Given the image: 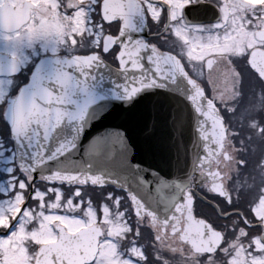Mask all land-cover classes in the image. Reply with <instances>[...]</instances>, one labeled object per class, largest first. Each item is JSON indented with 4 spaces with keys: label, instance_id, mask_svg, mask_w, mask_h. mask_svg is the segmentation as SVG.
I'll return each instance as SVG.
<instances>
[{
    "label": "flooded vegetation",
    "instance_id": "flooded-vegetation-1",
    "mask_svg": "<svg viewBox=\"0 0 264 264\" xmlns=\"http://www.w3.org/2000/svg\"><path fill=\"white\" fill-rule=\"evenodd\" d=\"M103 1L0 0V52L16 58L19 67L16 73L1 76L11 82L8 96H14L27 82L36 63L43 58L96 53L118 65L119 46L104 51V41L106 35L119 34L121 22L104 20ZM141 1L146 7L148 27L147 36L143 35L142 40L160 51L176 55L224 118L223 149L207 166L196 168L184 189L185 197L192 202L194 215L222 231L224 238L219 249L212 254H201L183 241L181 233L186 218L181 208L161 219L147 212L136 213L129 193L112 185L101 188L92 183L40 180L35 183L30 197L28 190L12 211L0 207V239H7L0 248V263L11 240L20 239L29 264H34L40 247L58 240L60 228L76 233L94 225L102 229V233L98 236L95 258L85 264H96L103 253L110 252L105 241L111 219L122 226L115 249L131 257L134 264H215L217 255L231 254L229 244L235 245L240 239L245 248L251 246L252 237H257L259 245L264 246V213H257L256 206L264 197V183L262 179L258 194L252 179L258 166L264 171V79L250 66L248 59L253 49H264V39L256 36V30L264 29V25L255 28L250 39V19L245 12L252 1L197 0L208 3L203 14L214 18L209 21H187L186 2L164 0L169 4L168 9L152 0ZM195 12V15L201 14V10ZM233 21L243 23L237 29L240 35L235 42L229 41L215 50L206 49L204 54L195 55L190 46L198 42V37L202 41L209 35L221 33L229 29ZM253 94L258 101L251 115L247 106ZM16 172L24 178L21 170ZM15 178L17 187L18 176ZM10 185H5L8 189L2 192L0 205L16 203L8 202L18 189L13 187L10 193ZM211 202L229 215L220 216ZM40 207L51 215L43 230L48 236L42 239L39 238L41 224L35 217Z\"/></svg>",
    "mask_w": 264,
    "mask_h": 264
},
{
    "label": "water",
    "instance_id": "water-1",
    "mask_svg": "<svg viewBox=\"0 0 264 264\" xmlns=\"http://www.w3.org/2000/svg\"><path fill=\"white\" fill-rule=\"evenodd\" d=\"M198 3L201 14L189 8L186 19L212 20L202 14L207 3ZM102 14L106 22H121L119 34L104 41V51L119 45L118 65L96 53L43 58L7 99L3 116L17 162L31 174L28 197L37 180L112 185L130 194L138 214L164 219L181 208L183 241L198 253L212 254L223 233L194 215L184 189L196 168L223 149L224 119L175 55L142 40L147 18L140 0H104ZM1 21L0 16L2 29ZM263 33L257 31V37ZM17 61L0 53V76L16 73ZM249 63L264 79V50L254 49ZM133 89L138 90L134 106L126 102ZM113 131L126 135L125 170L100 166L87 153L96 137ZM211 203L220 215H229ZM60 230L57 241L40 247L35 264H85L95 258L102 229Z\"/></svg>",
    "mask_w": 264,
    "mask_h": 264
},
{
    "label": "rangeland",
    "instance_id": "rangeland-1",
    "mask_svg": "<svg viewBox=\"0 0 264 264\" xmlns=\"http://www.w3.org/2000/svg\"><path fill=\"white\" fill-rule=\"evenodd\" d=\"M176 1L179 4H183L187 2V0H176ZM251 1L252 2H249L248 11L245 12V13L248 12L247 15L250 19L248 23V35L250 36V39H251V34L253 35V30H255V28H258L259 25L260 26L264 25V0H251ZM243 9L244 8H242V12L244 11ZM231 19L234 20L233 16L231 17ZM254 22L256 23L254 24ZM241 24L243 23L238 22L236 24L235 21H233L229 29L224 30L223 32L213 36L209 35L207 36V38L205 37L204 39H202V41H200L198 37L196 40L198 42L192 44L190 47L194 50L196 56H200L205 53L203 51H205L206 49L215 50L219 48V45L222 47L224 43H228L229 41L235 42L237 40V36L240 35V31H237V29H239ZM231 45H236V44H231ZM1 48H2V44H0V50ZM192 55L194 56L193 53ZM9 83H11L9 80L0 77V102L5 100L10 92ZM257 101H258L257 96L253 94L247 106V110L250 112L251 115L257 109ZM251 130L254 132V129ZM13 155L14 153L11 151L8 144L0 136V191H1L0 195L2 196V192L8 189V187L5 186L6 184H11L10 185L11 189L9 190L10 193L13 187L15 189L18 188L14 196L11 199L9 198L10 201H8V202H12L11 200H13L16 203L0 205L1 208L8 207L10 211H12L15 207H17L18 204L21 202V200L25 197L26 179L28 178V175L25 172H23L25 179L22 178L20 174H17L15 170L16 165L14 162ZM256 169L257 170L254 171V177L252 176V179L255 183L254 190L259 194L261 193L260 186L262 179L264 183V171H262V168L260 166H258ZM13 173L18 176L17 187L16 185H14L17 179L15 178V175H13ZM1 196H0V201L3 200ZM46 197H48L47 194ZM256 206H258L257 213L263 215L264 197H262V199L258 201ZM38 211L39 212L35 215V217L36 219H38V221H40L39 224H41L40 228L42 229V232H40L39 238L42 239L48 236L46 235L47 233H45L43 230L47 226L46 224H48L51 215L50 214L47 215L46 210H44L42 207H40ZM105 222L107 223L108 220L106 219ZM121 230H122V226L119 221L112 219L109 221V227L107 232L108 240L105 241V247L109 249L110 252L103 253L102 257L97 261L96 264H134L132 262L131 257L124 256L122 253L118 252L115 249V246H117L116 242L118 241L117 237L122 233ZM6 242L7 239L4 240L0 239V248H2L3 244H5ZM259 242L260 241L257 239V237L256 238L252 237V241H251L252 244L249 248H245L242 245L241 239L237 244L235 245L233 244L234 246L232 244H229L228 248L231 249V254L224 252L219 253L217 255V262L215 264H264V246L259 245ZM4 252L5 255L3 257V261L0 264H29V260H28L29 258H27L23 253V245L20 239L11 240L8 250L6 251L4 250Z\"/></svg>",
    "mask_w": 264,
    "mask_h": 264
},
{
    "label": "snow or ice",
    "instance_id": "snow-or-ice-1",
    "mask_svg": "<svg viewBox=\"0 0 264 264\" xmlns=\"http://www.w3.org/2000/svg\"><path fill=\"white\" fill-rule=\"evenodd\" d=\"M197 0H188L184 4V9L189 8L195 10L199 7ZM138 90L133 89L126 95V102L134 106V97ZM151 131H155L153 128ZM126 135H121L119 132H109L105 135L96 137L87 148L89 157L100 166H109L117 171L125 170L127 167L126 156ZM66 164L72 165V161L66 160ZM98 187H105L106 185H96ZM79 194V192L77 193ZM111 198L110 196L108 197Z\"/></svg>",
    "mask_w": 264,
    "mask_h": 264
},
{
    "label": "trees",
    "instance_id": "trees-1",
    "mask_svg": "<svg viewBox=\"0 0 264 264\" xmlns=\"http://www.w3.org/2000/svg\"><path fill=\"white\" fill-rule=\"evenodd\" d=\"M2 103H3V101L0 103V136L5 140V142L8 144L11 151L13 152V145H12V141L10 138L9 127H8L7 123L5 122L3 114H2V105H1ZM13 158H14V156H13ZM16 171H18L17 166H16ZM4 175H6V174H4Z\"/></svg>",
    "mask_w": 264,
    "mask_h": 264
}]
</instances>
